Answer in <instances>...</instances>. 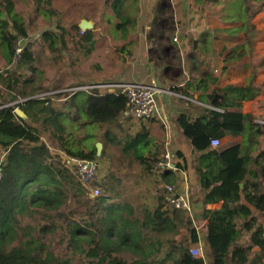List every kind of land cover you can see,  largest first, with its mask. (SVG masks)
<instances>
[{"label":"trees","instance_id":"trees-1","mask_svg":"<svg viewBox=\"0 0 264 264\" xmlns=\"http://www.w3.org/2000/svg\"><path fill=\"white\" fill-rule=\"evenodd\" d=\"M193 1L197 13L203 16L211 12L224 24L241 23L226 31L243 32L246 48L255 50L259 30L254 19L264 11V0H206L209 5L204 0ZM0 5V49L7 65H17L15 73L6 78L0 75V84L5 88V92L0 89V156L4 154L0 164L3 174L0 180V264H206L205 258L194 257L190 251L191 245L199 243L197 218L169 206L166 189H159V195L150 205L144 202L143 207L136 206L119 193L120 181L116 174L101 179L102 171L94 185L100 189V195L92 198L85 181L60 154L81 160L111 156L101 141L102 150L96 145H85V136H74L67 120L78 124L76 121H81L83 112L87 114L83 125H121L120 119L128 103L126 95L119 91L101 93V88L97 87L89 92H60L12 104L18 96L26 99L47 91L39 88L38 92H29L27 86L33 84L34 76L29 78L24 74L29 70L36 75L40 66L46 64H39L40 55L35 56L34 46L27 42L19 59L15 60L18 36L28 38V29L14 0H2ZM186 7L194 8L188 3ZM169 13L165 4L162 14ZM10 22L16 34L8 31ZM43 39L46 44L52 41L51 58L55 59L54 37L46 34ZM189 42V62L196 67L207 65L202 52L196 53L192 39ZM41 45L45 46L42 42ZM82 47L80 43L76 50ZM259 71L253 67L245 86L224 88L216 86V76L203 71L201 79L177 89L189 99L199 93L198 101L202 104L186 100L188 105L175 116L174 123L190 143L193 153H200L195 171L205 194L203 202L224 203L220 209L202 212L207 221L206 239L213 264H228L230 257L232 264H247L253 245L261 248V258L264 257V223H258L251 209L264 213V150L257 146L264 126L257 123V117L251 113L229 110L259 97L262 91L257 82ZM18 72L22 73L18 75ZM70 97H73L70 106L76 112L71 118H65L64 109L60 107L61 111H56L52 100ZM18 107L36 126L26 124L15 114ZM228 135H245L248 149L244 151L239 144L211 147V139ZM142 138L139 135L134 139L139 142ZM132 155L143 171L149 175L154 173V164L160 156L157 150L127 145L120 150L121 165L133 168L130 167ZM175 178L171 170L161 174L164 184L174 186ZM245 234L250 235L247 247L240 244ZM258 262L255 260V264Z\"/></svg>","mask_w":264,"mask_h":264},{"label":"crops","instance_id":"crops-1","mask_svg":"<svg viewBox=\"0 0 264 264\" xmlns=\"http://www.w3.org/2000/svg\"><path fill=\"white\" fill-rule=\"evenodd\" d=\"M17 12H20L24 18L30 37L31 25L27 16V11L22 13L19 7H31L32 11L40 15L42 21L47 22V27L40 32L37 39L45 44L47 58L52 59L50 54V41L48 44L42 40L46 34L54 37L56 50L54 55L63 59L64 64H60V69H49L47 65L40 66V71L33 75L29 70L24 74L34 79L32 85L27 86L29 92H38L46 89V92L28 97L26 99L18 96L12 104L24 103L29 99H39L41 96H47L60 92H69L74 94L76 88L86 86L78 83L82 79L84 69L78 68L82 60L76 50L77 39L86 38L91 45L89 53L98 46L99 35H110L112 38H119L120 43L114 49L115 65L120 68V72L113 76V80H107L106 83H88L99 88H107L108 92H118L117 87H101L112 84L124 83H145L154 85L162 91L157 94L159 103V114L154 117L141 120L135 118H126L122 115L121 125H128V137L137 138L142 135L145 141L154 145L153 150L163 151L159 159L169 151L173 155V163L178 168L174 173L176 184H174L178 194H188L193 205V219L199 229V243L191 245L202 246L205 250L206 264H213L212 255L208 246L207 221L203 219L204 209L215 210L223 206V201L215 204H204V192L199 186L198 176L195 171V163L198 155L193 153L190 143L183 137L175 125V116L183 111L188 105L187 101L193 100L195 104L202 105L199 101V93H195L193 99L180 95L177 89L185 88L186 83L196 79H201L203 71L212 73L217 77L216 86L224 88L227 85L245 86L248 82L251 71L258 68V84L262 87L259 97L253 102H243L240 107L230 108L231 112L251 113L257 117L256 122H264V11H261L254 23L259 30L256 38L254 51L246 48L245 35L243 32L230 34L227 28L239 26L237 24H224L211 12L207 16L197 13V6L193 0H176L172 5L169 0H14ZM2 0H0L1 4ZM204 2L208 4L206 0ZM191 4L194 8H187L186 4ZM168 5L170 13L167 16L162 14L163 7ZM40 5L41 9L37 8ZM130 8V10H128ZM1 12V5H0ZM83 21L91 24L89 29L80 27ZM107 25V30H102V25ZM115 27L119 33L111 34V27ZM170 28L174 36L169 34ZM176 30V31H175ZM8 31L16 34L13 24L10 22ZM127 31L130 35L127 37ZM169 34V35H168ZM177 36L178 42L173 38ZM197 54L208 60L207 65L193 66L188 57L191 54V45ZM27 44L29 39H25ZM196 42V43H195ZM63 46L67 49L63 50ZM35 50V48H34ZM36 51V50H35ZM63 51V52H62ZM204 52V53H203ZM38 53L35 52V56ZM71 58L72 60L68 59ZM215 62V63H214ZM15 63L7 65L4 54L0 49V75L5 78L15 73ZM39 66V64H38ZM222 67V68H220ZM50 70L54 73L50 74ZM214 72V73H213ZM22 73V72H21ZM18 72V75L21 74ZM59 74V75H58ZM70 79V82H67ZM112 81H114L112 83ZM87 84V85H88ZM0 89L5 92V88L0 84ZM0 92V94L2 93ZM18 94L14 91V94ZM70 98L54 99L53 107L55 110L62 107V116L71 118L76 109L71 107ZM187 100V101H186ZM197 102V103H196ZM18 106V105H16ZM19 107L15 109V114L26 124L36 126V124L23 112V117L18 113ZM56 110V111H57ZM61 111V109L59 110ZM161 125L160 127H158ZM258 137V148L264 150V130ZM145 136V137H144ZM142 138V140H143ZM170 141L169 146L166 143ZM222 147L239 144L243 150L248 149V140L245 135H228L221 139ZM256 146V148H257ZM254 157L257 156L255 146L253 148ZM62 153V152H61ZM181 153L182 155H178ZM64 155V153H63ZM132 157L130 167L140 162ZM253 168V165L251 167ZM250 187V185H248ZM250 189V188H249ZM251 190V189H250ZM247 205L246 201H243ZM258 223H264V213L258 212L251 207ZM188 216L190 214L188 213ZM242 246L250 245V235L245 234L240 242ZM261 248L253 245L249 251V261L247 264H264V257L261 258ZM228 264H232L231 257Z\"/></svg>","mask_w":264,"mask_h":264},{"label":"rangeland","instance_id":"rangeland-1","mask_svg":"<svg viewBox=\"0 0 264 264\" xmlns=\"http://www.w3.org/2000/svg\"><path fill=\"white\" fill-rule=\"evenodd\" d=\"M128 10H130V8H128ZM19 11H21L22 13H25V11H27V16L31 25L30 37H28V39L29 43L34 46L36 52L40 55L39 64L40 62H42L43 64H46L49 69L59 70L60 64H64L63 59H61L60 57H56L55 59H48L46 47L41 45V38L37 39L36 37L47 27V22L42 21L40 15L34 13L31 7L21 6L19 7ZM101 25L102 30L106 31L107 25ZM115 25L116 24H113V26L111 27V34L113 35L119 33ZM240 25L241 23L239 24V26ZM169 34L174 36L172 28H170ZM129 35L130 33L127 31L126 36L128 37ZM98 40V46L94 48L90 53L89 50L91 48V45L87 42L86 39H77L74 41L76 46L80 43H83L84 45V47L77 51L79 57L83 62L82 64H78V68L84 69L82 74L83 77L78 83H82L86 86H89L90 84L88 83L91 82L102 84L103 82L106 83L107 80H113V76L121 70L117 67V65H115L113 55L114 49L120 43V39L118 38L116 40V38L114 39L110 35L103 37L99 35ZM64 49H67V47L63 46V50ZM49 72L50 74L54 73L53 70H50ZM67 82H70V79ZM113 82L114 81H112V83ZM108 90L109 89L107 88H102L100 92L106 93L108 92ZM86 115L87 114L83 112L80 114L81 121H76L78 124H75L68 119V129L69 131L74 133V136H85L84 142L88 147L92 145L97 146L98 143L102 142L107 153H111V156L104 157L99 160L103 170L101 179L106 178L110 174H116L118 180L120 181L118 185V191L119 193H121V196H124L127 200H129L136 206L143 207L141 203L144 202H147L150 205L154 201V198L159 195L158 190L165 189L166 184H164L161 180V174L159 172H156L157 170H154V173L149 175L148 173L143 171V169L139 167L137 163L134 164L133 168H128L121 165L120 150H122V148L127 145H132L136 148L138 147V149L141 150L151 151L153 150L154 145L149 141H145V138L137 142V140H135L134 138L128 137V125H125L123 127H104L101 124L83 125L82 122L84 119H86ZM259 124L264 126V122ZM160 126L161 125H159L158 127ZM46 141L49 145L52 144L49 139H47ZM120 142L123 145H119ZM53 152L56 153L57 151L53 150ZM157 152L160 155L163 151L157 150ZM60 154L62 156L61 152ZM132 157H134V155H132ZM115 201L121 202L120 199H116Z\"/></svg>","mask_w":264,"mask_h":264},{"label":"built area","instance_id":"built-area-1","mask_svg":"<svg viewBox=\"0 0 264 264\" xmlns=\"http://www.w3.org/2000/svg\"><path fill=\"white\" fill-rule=\"evenodd\" d=\"M173 5L176 0H169ZM174 42H178L177 36L173 38ZM26 45V40L23 36H18L16 43V54L15 60L17 61L23 52ZM98 86H83L80 88H76V91H86L89 92ZM101 87H117L121 94H124L128 98V103L126 105L125 110L123 111V116L132 117L135 119L147 120L155 115L159 114V103L157 100V94L162 90L157 88L154 85H148L145 83H124V84H113ZM170 141L166 143V146H169ZM222 146L221 139H211V147L213 149H217ZM66 160L67 165L71 167L72 170L75 171L77 175H79L86 183L87 187L90 191V196L92 198H96L100 195V189L95 187V182L100 177L102 170L101 164L99 160H81L78 158H72L67 155H63ZM4 159V154L0 156V164ZM154 170L159 172L160 174L165 171L171 170L172 172H177L178 168L173 163V155L169 151H167L155 164ZM2 169L0 167V180L2 179ZM165 189L167 190L168 196V205L179 209L184 210L193 216V205L188 194H178L175 186L171 184H166ZM264 239V233H263ZM191 254L194 257H202L205 258V250L202 246H195L190 248Z\"/></svg>","mask_w":264,"mask_h":264},{"label":"water","instance_id":"water-1","mask_svg":"<svg viewBox=\"0 0 264 264\" xmlns=\"http://www.w3.org/2000/svg\"><path fill=\"white\" fill-rule=\"evenodd\" d=\"M81 28L83 29H89V27H91V24L88 21H83L80 25ZM18 113L21 115H23V112L21 110H18ZM97 148L98 150H102V144L98 143L97 144Z\"/></svg>","mask_w":264,"mask_h":264},{"label":"bare ground","instance_id":"bare-ground-1","mask_svg":"<svg viewBox=\"0 0 264 264\" xmlns=\"http://www.w3.org/2000/svg\"><path fill=\"white\" fill-rule=\"evenodd\" d=\"M21 116H22V114H21Z\"/></svg>","mask_w":264,"mask_h":264}]
</instances>
